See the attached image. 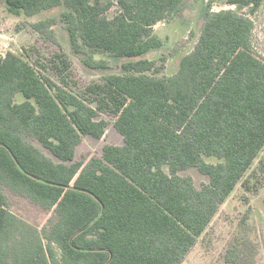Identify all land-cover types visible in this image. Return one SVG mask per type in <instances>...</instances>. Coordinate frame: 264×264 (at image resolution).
Listing matches in <instances>:
<instances>
[{"label":"trees","instance_id":"trees-1","mask_svg":"<svg viewBox=\"0 0 264 264\" xmlns=\"http://www.w3.org/2000/svg\"><path fill=\"white\" fill-rule=\"evenodd\" d=\"M186 1L6 4L27 17L65 6L73 50L87 66L106 69L97 54L134 58L160 48L154 25L180 13ZM226 3L235 8L208 5L197 43L171 76L149 75L127 61L123 73L108 74L79 95L68 86L72 63L63 52L49 61L58 80L11 51L0 57V264L183 262L264 149V60L251 17L264 0ZM115 4L119 10L109 17ZM55 24L46 18L31 26L57 42ZM100 112L117 119L124 143L77 160L84 136L106 132ZM190 167L209 182L199 188L179 174ZM5 188L54 210L57 220L41 232L8 208Z\"/></svg>","mask_w":264,"mask_h":264},{"label":"rangeland","instance_id":"rangeland-1","mask_svg":"<svg viewBox=\"0 0 264 264\" xmlns=\"http://www.w3.org/2000/svg\"><path fill=\"white\" fill-rule=\"evenodd\" d=\"M212 10L235 8L226 0H187L177 15L154 25L153 33L162 39V46L148 54L134 58H116L107 53H99L97 59L105 60L106 69H94L83 62L84 55L73 50L67 26L62 21L65 6H57L42 13L27 17L9 12L6 0H0V57L11 51L32 64L43 74L58 80L49 61L54 53H65L72 63L68 77L69 88L81 95L88 85L100 82L108 74L123 73V63L136 62L139 68H147L146 73L156 77L177 73L183 55L189 53L197 43L204 23L208 5ZM119 8L115 4L108 16L113 17ZM249 13V9H245ZM251 17L255 22L254 45L264 60V3ZM54 18L53 26L57 42L47 40L31 26L41 19ZM18 95L17 100H22ZM95 106V103H93ZM108 122L102 138L91 135L83 137L76 149L77 160H88L92 156H102L106 144L122 145L123 135L117 119L100 112L98 119ZM47 155L57 160L39 141H34ZM210 163L220 161L217 157H206ZM164 170L169 172L168 166ZM192 177L195 185L201 187L209 182L208 175L196 167L179 172ZM8 208L25 221L36 226L41 232L48 230L57 220L54 210H48L33 202L27 196L5 188ZM181 264H264V149L254 160L241 181L220 206L204 232L197 238L191 251Z\"/></svg>","mask_w":264,"mask_h":264},{"label":"crops","instance_id":"crops-1","mask_svg":"<svg viewBox=\"0 0 264 264\" xmlns=\"http://www.w3.org/2000/svg\"><path fill=\"white\" fill-rule=\"evenodd\" d=\"M158 36V35H157ZM159 37V36H158ZM160 38V37H159ZM161 39V38H160ZM161 41H162V39H161Z\"/></svg>","mask_w":264,"mask_h":264}]
</instances>
